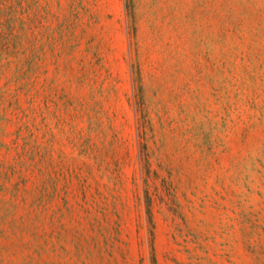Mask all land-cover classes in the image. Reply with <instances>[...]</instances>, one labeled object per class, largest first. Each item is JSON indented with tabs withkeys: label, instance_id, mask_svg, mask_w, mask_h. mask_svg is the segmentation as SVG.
<instances>
[{
	"label": "rangeland",
	"instance_id": "1",
	"mask_svg": "<svg viewBox=\"0 0 264 264\" xmlns=\"http://www.w3.org/2000/svg\"><path fill=\"white\" fill-rule=\"evenodd\" d=\"M0 264H264V0H0Z\"/></svg>",
	"mask_w": 264,
	"mask_h": 264
},
{
	"label": "trees",
	"instance_id": "2",
	"mask_svg": "<svg viewBox=\"0 0 264 264\" xmlns=\"http://www.w3.org/2000/svg\"><path fill=\"white\" fill-rule=\"evenodd\" d=\"M146 213H147V218H148V222L151 224V217H150V212H149V209L146 210ZM154 257L152 256V262L154 263Z\"/></svg>",
	"mask_w": 264,
	"mask_h": 264
}]
</instances>
